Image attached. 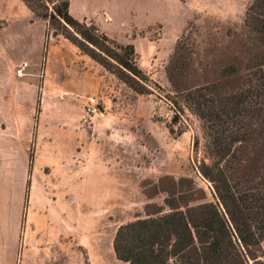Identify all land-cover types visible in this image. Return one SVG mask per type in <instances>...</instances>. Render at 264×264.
Segmentation results:
<instances>
[{"label": "rangeland", "instance_id": "rangeland-1", "mask_svg": "<svg viewBox=\"0 0 264 264\" xmlns=\"http://www.w3.org/2000/svg\"><path fill=\"white\" fill-rule=\"evenodd\" d=\"M70 1L74 18L131 44L137 65L161 90L135 93L61 35L52 40L54 31L20 0H0V183L17 179V152L28 147L26 189L45 183L51 170L61 185L62 232L76 223V245L63 241L52 255L36 250L33 264H126L114 255V235L121 225L169 210L154 191L159 178L189 180L200 201H214L199 172L211 160L200 121L185 110L169 131L166 67L186 35L194 50L191 82L216 77L235 56L243 61L241 31L252 0ZM89 104L96 114L87 116ZM37 137L46 145L71 139L76 152L68 160L35 159ZM255 261L264 264V240L248 264Z\"/></svg>", "mask_w": 264, "mask_h": 264}, {"label": "trees", "instance_id": "trees-1", "mask_svg": "<svg viewBox=\"0 0 264 264\" xmlns=\"http://www.w3.org/2000/svg\"><path fill=\"white\" fill-rule=\"evenodd\" d=\"M20 1L135 93L161 90L137 65L131 44H117L93 24L74 18L70 0ZM241 39L244 60L233 57L214 78L206 74L199 82L189 81L194 50L188 35L177 41L166 67L171 90L163 98L174 112L169 131L185 110L200 121L211 160L202 162L199 172L211 184L214 201H200L203 195L197 197L189 180L159 178L154 191L164 196L169 210L121 225L112 242L117 260L248 264L256 259L264 240V0L247 6Z\"/></svg>", "mask_w": 264, "mask_h": 264}, {"label": "crops", "instance_id": "crops-1", "mask_svg": "<svg viewBox=\"0 0 264 264\" xmlns=\"http://www.w3.org/2000/svg\"><path fill=\"white\" fill-rule=\"evenodd\" d=\"M71 4L72 1L69 11ZM24 8L28 14H32L25 6ZM58 38L59 35H56L52 40L61 42ZM76 57L82 58L81 55ZM72 150L76 152L71 139H47L46 145L45 141L37 137L35 159L68 160ZM28 153V147L23 148L21 153L17 152L23 161L21 172H11L12 177L17 172V179L11 183H0V264H33L31 256L36 250L40 254L52 255L57 248H62L63 241L70 249L72 241L76 245V223L73 225L75 231H72L70 220L69 232H62V201L59 195L61 185L56 186V180L51 178L53 170L44 172L45 183L31 184L26 189L25 176L28 171L24 163H27Z\"/></svg>", "mask_w": 264, "mask_h": 264}, {"label": "built area", "instance_id": "built-area-1", "mask_svg": "<svg viewBox=\"0 0 264 264\" xmlns=\"http://www.w3.org/2000/svg\"><path fill=\"white\" fill-rule=\"evenodd\" d=\"M96 113H97L96 106L92 105V104H89L87 106V110H86L87 116L94 115Z\"/></svg>", "mask_w": 264, "mask_h": 264}, {"label": "water", "instance_id": "water-1", "mask_svg": "<svg viewBox=\"0 0 264 264\" xmlns=\"http://www.w3.org/2000/svg\"><path fill=\"white\" fill-rule=\"evenodd\" d=\"M53 36L55 37V36H56V34H55V33H53Z\"/></svg>", "mask_w": 264, "mask_h": 264}]
</instances>
